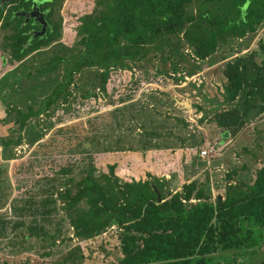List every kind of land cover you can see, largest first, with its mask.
Masks as SVG:
<instances>
[{"label":"trees","instance_id":"obj_1","mask_svg":"<svg viewBox=\"0 0 264 264\" xmlns=\"http://www.w3.org/2000/svg\"><path fill=\"white\" fill-rule=\"evenodd\" d=\"M37 1L47 25L40 35L31 36L29 30L37 24L21 14L31 0H0V48L11 63L60 36L62 0ZM73 19L78 37L72 51L50 55L37 68L43 73L60 64L59 78L36 106L6 109L14 114L17 136L0 138L2 147L20 142V131L29 118L48 114L57 101L68 102L71 88L81 81H92L91 88L81 87L79 92L81 97H92L95 86L105 88L110 68L129 67L130 61L150 50L165 48L168 57L184 45L202 60L232 37L257 34L264 25V0H94L87 12ZM258 34L253 47L240 53L234 48L235 54L221 68L224 81L217 105L222 107L212 114L220 129L217 143L256 116L264 117V26ZM151 77L146 73L141 80ZM139 82L131 79L127 91L118 93L116 100L132 95ZM56 130L69 131L65 127ZM145 133L157 134L154 129ZM75 137L80 145L86 130ZM150 140L141 145H150ZM83 162L74 158L36 177L38 192L27 187L26 195L9 204L14 218L0 211V237L10 233L7 243L14 247L30 237L49 247L60 236L64 221L70 233L59 240L87 239L112 225L119 251L115 264H245L243 258L264 245V159L250 182H226L223 192L214 196L208 181L197 177L171 191L163 178L149 173L145 178L122 180L113 174L114 164L95 174L92 161ZM234 172L225 171L226 181ZM57 210L60 213L55 215ZM25 214L27 219L22 218ZM51 219L55 220L49 226ZM32 246L27 242V247ZM73 246L54 264H80L79 246ZM50 253L49 249L41 251ZM0 264L13 263L2 259Z\"/></svg>","mask_w":264,"mask_h":264},{"label":"rangeland","instance_id":"obj_2","mask_svg":"<svg viewBox=\"0 0 264 264\" xmlns=\"http://www.w3.org/2000/svg\"><path fill=\"white\" fill-rule=\"evenodd\" d=\"M93 1L62 0L58 9L61 17L59 38L20 60L11 63L7 52L0 48L1 139L17 136L14 114L10 110L6 113V109L13 105L21 109L28 104L36 106L59 78L60 64L43 73L37 68L44 66L50 55H67L72 51L78 37L73 18L87 12ZM259 36L254 32L240 38L232 37L218 44L215 51L202 60L193 58L192 50L184 45L168 57L165 48L150 50L139 60L130 61L129 67L110 68L109 79L104 89L98 88L99 94L94 92L96 86L91 90L92 97L79 94L81 87L93 86L91 80L72 87L73 95L68 102L57 101L48 114L42 112L26 121L20 131V142L6 147L0 145V211L14 218L15 215L9 213L11 201L26 195L27 187L38 192L36 177L74 158L84 160L83 163L91 160L95 174L106 172L107 165L114 164L113 174L122 180L145 178L147 173L161 177L171 191L193 177L208 181L212 196L220 195L226 182H250L264 159L262 114L246 122L234 135L223 138L220 153L213 156L209 164L195 151L205 142L216 145L219 139L220 129L212 114L222 107L217 105V100L221 99L224 61L235 54L234 48L240 49L236 52L240 53L253 47ZM146 73L152 77L148 81L141 80ZM131 79L141 80L133 94L116 100L118 93L127 91L126 85ZM89 118L92 122L88 124ZM57 127L69 131H57ZM84 129L87 137L78 145L75 134ZM152 129L157 132L155 136L145 133ZM145 140L152 143L143 147L141 144ZM188 154L190 160L185 163L183 157ZM231 169L235 172L226 181L224 173ZM58 213L60 210L55 215ZM28 217V214L22 216ZM52 219L49 226L55 220ZM67 223L63 222L60 236L49 247L40 246L33 237L23 241L24 245L14 247L7 243L11 234L6 233L7 237H0V260L13 264H54L68 246L77 245L82 255L80 264H115L119 251L112 225L87 239L59 240L70 233ZM27 242L33 246L27 247ZM46 249L51 253L41 254ZM244 261L245 264H264V245L243 258Z\"/></svg>","mask_w":264,"mask_h":264},{"label":"flooded vegetation","instance_id":"obj_3","mask_svg":"<svg viewBox=\"0 0 264 264\" xmlns=\"http://www.w3.org/2000/svg\"><path fill=\"white\" fill-rule=\"evenodd\" d=\"M39 3H40L39 1L34 2L33 0H31V3L29 5L28 9H22L21 10V14L23 15V17H25L26 20L31 19V21L33 23L37 24L36 27H32L29 30L31 36L40 35L42 33L41 26L47 25L45 20H44L43 15L41 17V14L43 13V11L40 9Z\"/></svg>","mask_w":264,"mask_h":264},{"label":"built area","instance_id":"obj_4","mask_svg":"<svg viewBox=\"0 0 264 264\" xmlns=\"http://www.w3.org/2000/svg\"><path fill=\"white\" fill-rule=\"evenodd\" d=\"M263 26L260 27L258 33H260V31L262 30ZM191 55L193 56V58L199 60V58L197 56H195L194 54H191ZM94 92H95V94H99L100 93L98 87H96L94 89ZM220 147H221V143H218V144L216 143V145H214V144L205 142V143H203L201 146H199L196 149L195 154L200 159L204 160L206 164H209L210 159H212L213 156H217L220 153V151H219Z\"/></svg>","mask_w":264,"mask_h":264},{"label":"crops","instance_id":"obj_5","mask_svg":"<svg viewBox=\"0 0 264 264\" xmlns=\"http://www.w3.org/2000/svg\"><path fill=\"white\" fill-rule=\"evenodd\" d=\"M191 154V153H190ZM190 158L189 154L188 156L187 155H184L183 159H184V162L187 163V160ZM190 160V159H189Z\"/></svg>","mask_w":264,"mask_h":264},{"label":"water","instance_id":"obj_6","mask_svg":"<svg viewBox=\"0 0 264 264\" xmlns=\"http://www.w3.org/2000/svg\"><path fill=\"white\" fill-rule=\"evenodd\" d=\"M1 1H2V0H1ZM31 11H32V10H31ZM31 11H30V12H31ZM41 17H42V14H41ZM41 29H42V30L44 29V26H43V25L41 26Z\"/></svg>","mask_w":264,"mask_h":264}]
</instances>
